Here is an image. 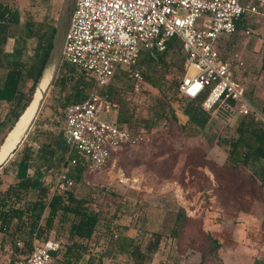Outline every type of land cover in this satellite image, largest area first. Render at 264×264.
<instances>
[{
	"label": "rangeland",
	"instance_id": "1",
	"mask_svg": "<svg viewBox=\"0 0 264 264\" xmlns=\"http://www.w3.org/2000/svg\"><path fill=\"white\" fill-rule=\"evenodd\" d=\"M5 1L20 10L23 24L30 19L55 26L63 0ZM256 3L259 14L250 16L245 26L252 29L251 36L237 33L222 47L223 56L235 64L244 60V49H251L254 41L264 40V0H256ZM245 28L239 27V30ZM36 44V39L29 41L30 54ZM164 55L162 60L147 64L138 91L129 79L123 78L117 83L116 92L122 100H115L130 109V124L141 139L134 144H123L124 149L101 172L84 173L74 193L86 197L88 205L98 212L103 222L119 226L121 233L138 238L143 249L149 240L155 239V233H160L159 248L145 264H200L203 256L206 264H230V255L235 254V250L240 253L235 257L238 264H261L264 260V160L238 168L226 163L228 146L222 143L217 147L215 143L217 138L224 141L234 135L236 118L222 109L218 117H212L204 132L184 126L187 117L179 110L180 102L188 100H183L178 85L183 76L185 53L179 44ZM253 84L251 81L249 97L257 102ZM32 85L33 81L28 80L24 92L28 94ZM56 95H59L58 87L47 99L20 151L32 153L34 137L42 142L58 140L62 126L49 119L61 112ZM160 103H165L167 110L174 109L177 119L170 114L151 127L150 118ZM10 109V103L0 102V122ZM114 117L105 111L99 113L103 120ZM46 122L51 124L45 126ZM2 134L0 132V137ZM20 151L0 173V191L16 179L17 164L23 154ZM39 165L41 162L33 161L31 172ZM179 211L182 225L175 235ZM67 224L53 232V238L62 245L60 255L69 244ZM7 238L3 239L0 233V262L13 264L23 260ZM214 240L221 242L219 250H215ZM86 243L91 254L111 248L103 229ZM88 256L81 264H86ZM104 264H133V260L114 252L106 257Z\"/></svg>",
	"mask_w": 264,
	"mask_h": 264
},
{
	"label": "built area",
	"instance_id": "2",
	"mask_svg": "<svg viewBox=\"0 0 264 264\" xmlns=\"http://www.w3.org/2000/svg\"><path fill=\"white\" fill-rule=\"evenodd\" d=\"M258 12L256 0H76L61 65L85 72L94 83L84 100L65 108L61 131L68 150L85 162L88 172H101L123 144L141 139L117 121L120 105L101 89L116 78H126L138 91L143 81L138 68L142 51L164 52L174 38L185 53L179 93L202 98L207 111L233 101L238 114L264 130V112L248 99L234 76L236 64L220 49L224 36L239 32L246 14ZM251 33L244 31L247 36ZM100 111L115 117L103 120ZM71 168L68 164L57 172L51 193L74 185ZM60 247L58 240L42 242L35 237L31 256L13 264H53V252Z\"/></svg>",
	"mask_w": 264,
	"mask_h": 264
},
{
	"label": "trees",
	"instance_id": "3",
	"mask_svg": "<svg viewBox=\"0 0 264 264\" xmlns=\"http://www.w3.org/2000/svg\"><path fill=\"white\" fill-rule=\"evenodd\" d=\"M54 31L55 26H50L43 20H30L22 25L19 9L5 0H0V74L2 75L0 102L11 104V109L6 118L0 122V132H3L0 137V144L32 99L34 89L52 47ZM9 38L15 40L11 52L6 50ZM32 39H36L37 44L30 54L29 41ZM179 44L180 41L174 38L169 41L167 50L174 46L179 47ZM166 51H142L138 60V68L143 77L147 64L162 60ZM58 74L59 77L53 85L55 89L51 90V93H55L56 87H58L59 95L56 97H58L61 112L49 119L62 126L66 106L84 100L93 86V79L85 72H80L77 75L78 71L74 67L65 64L60 66ZM28 80H32L33 85L27 94L24 92V87ZM121 80L116 78L111 84L101 89L102 93H106L112 101H121L122 98L116 92L118 91L117 83ZM181 96L184 97L183 100H188L187 102L181 101L179 109L187 117L184 124L186 128L204 132L212 117H218L220 109L236 118L234 135L229 139H224V141L217 138L215 143L217 147H220L222 143L228 146L226 163L238 168L254 165L264 160V130L248 116L237 114L233 101H229L215 110L207 111L202 107V98L191 99ZM119 103L117 121L126 124L130 131L136 135L130 124L132 116L130 109L123 106L121 102ZM164 104L160 103L159 107L153 111L149 126H157L170 114L177 119L175 110H167ZM59 133V138L58 140L55 138L54 144L41 141V154L50 158L59 153L62 165L71 164L72 176L75 180L74 185L50 193V183L41 178V173L28 174L31 153L26 150L20 151L23 154L17 164L16 179L0 191V233H2L3 239L10 238L12 249L18 251L23 256V260H26L32 254L35 237L44 242L50 238L55 230L68 223L69 244L61 255L62 245L58 251L53 252V264H81L87 254L89 256L86 264H104L106 257L114 252L131 258L133 264L149 262L159 248L161 234L155 233V239L149 240L143 249L138 238L121 233L119 226L113 227L111 223L103 222L98 212L88 205V199L78 197L74 193L77 182L82 181L84 173H86V164L76 155L68 153L65 147L60 144L62 131L60 130ZM123 149L115 152L113 157ZM75 157L77 160L73 163ZM262 173V180L264 181V171ZM181 218L182 212L179 211L174 226L175 235L178 234L182 225ZM100 229L107 233L111 248L108 251L99 250L95 254H91L86 241L92 239ZM18 241H22L23 246H18ZM214 243L215 250L222 247L220 241L214 240ZM200 264H206L205 256H203Z\"/></svg>",
	"mask_w": 264,
	"mask_h": 264
},
{
	"label": "crops",
	"instance_id": "4",
	"mask_svg": "<svg viewBox=\"0 0 264 264\" xmlns=\"http://www.w3.org/2000/svg\"><path fill=\"white\" fill-rule=\"evenodd\" d=\"M256 14H259V12L258 13H254V14L253 13L246 14L241 19L239 27L240 28H245L246 23L248 21V18H250V16H253V15H256ZM22 21H23V19H22V15H21V24L23 25ZM27 21H30V19L27 20ZM246 28L247 29H251L249 27H246ZM244 31H245L244 29L242 31L240 29L238 34L239 33L240 34H244ZM251 31H252V29H251ZM232 36H234V35H232ZM230 37L231 36H224V38L221 40L220 49H221L222 54H223L222 47L225 44L226 40L228 38H230ZM14 42H15L14 38H9L8 39V42L6 44V50L7 51L11 52L13 50ZM9 44H10V46H9ZM251 47H252L251 49H248V48L244 49V51H243L244 60L239 62L238 64H236L233 67L234 76H235L236 79H238L237 77H239L244 82V84H246V85H244L243 82L238 79V81H240L243 84V86H244V88L246 90V94L248 96V99L255 106H257L261 111L264 112V40L259 39L258 41H254L251 44ZM256 70H257V73H255ZM259 72H260V74H259ZM251 81L254 83L253 85H254L255 88H254V91H253L254 92L253 95L256 97V101L257 102H253L250 99V97H249V86H250ZM49 124L46 122L44 125L47 126ZM50 142H52V144H54V141H50ZM32 143L33 144L34 143L38 144L39 147L36 148V149L34 148V150H32L33 152L31 153V156L29 158V165L30 166H29L28 174L29 175H33L34 173H37V174L41 173V176L42 177L44 176L43 178L42 177L41 178L45 182L50 183V193H51L52 192V184H53V181L55 180L57 172L60 169H62L64 166H67V165H62V159L60 158V156H59L60 154L59 153L55 157H50V158L49 157L47 158L44 155H42L41 154V141L39 140V138L34 137L33 140H32ZM60 144L63 147H65V149L68 151V153H71V154L75 155L73 152H70L68 150V147L65 145L64 140H63V134L61 135ZM33 161H35L36 163H40L41 162L42 165H39L38 169H36L35 171L31 172V165H32ZM41 169H44V170H41ZM55 169H56V172L54 171ZM72 170L73 169L71 168V173H72ZM53 171H54V175L51 174V172H53ZM86 172H88V171L86 170ZM17 173H18V167H17V172H16L15 177L17 176ZM45 173H46V175H45ZM49 177H51L52 180L49 181L48 180ZM49 239H55V238H53V233H52V235L50 236ZM55 240H57V239H55ZM19 242H21V244H22V241H18L17 244ZM19 246H21V245H19ZM234 253L235 254L230 255V257H231L229 259L230 264H238L237 258L235 259V257L238 256V254H240V253L238 252V250H235ZM261 264H264V260L262 261Z\"/></svg>",
	"mask_w": 264,
	"mask_h": 264
},
{
	"label": "water",
	"instance_id": "5",
	"mask_svg": "<svg viewBox=\"0 0 264 264\" xmlns=\"http://www.w3.org/2000/svg\"><path fill=\"white\" fill-rule=\"evenodd\" d=\"M75 5H76V0L62 1L61 8L55 24L52 47L50 49L48 57L41 71L36 88L32 95V99L25 110H27L31 106H34L35 108L32 112V116L29 119L27 125L19 133L17 140L8 149L7 154L0 162V173L21 150L22 146L24 145L31 131L36 125V122L39 116L41 115L43 108L45 107L47 99L50 96L52 87L60 70V66L62 62V52L65 44L66 35L74 15ZM22 114L17 119L13 127L8 131L3 142L0 144V153L3 150L2 146L6 143L9 134L17 127L18 122L21 120Z\"/></svg>",
	"mask_w": 264,
	"mask_h": 264
},
{
	"label": "bare ground",
	"instance_id": "6",
	"mask_svg": "<svg viewBox=\"0 0 264 264\" xmlns=\"http://www.w3.org/2000/svg\"><path fill=\"white\" fill-rule=\"evenodd\" d=\"M34 106L29 107L21 116V120L18 122L17 127L9 134L6 143L2 146V152L0 153V162L3 160L5 155L7 154L8 149L12 146L13 143L17 140L19 133L24 129L27 125L29 119L32 116V112L34 110Z\"/></svg>",
	"mask_w": 264,
	"mask_h": 264
}]
</instances>
